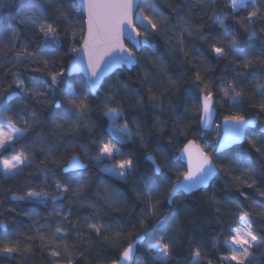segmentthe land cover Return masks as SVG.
<instances>
[{
    "label": "snow or ice",
    "instance_id": "snow-or-ice-1",
    "mask_svg": "<svg viewBox=\"0 0 264 264\" xmlns=\"http://www.w3.org/2000/svg\"><path fill=\"white\" fill-rule=\"evenodd\" d=\"M207 52L235 76L210 79ZM81 71L86 80L71 75ZM109 73L119 78L105 85ZM253 162H264V0H0V179L43 177L8 200L60 204L44 218L8 208L30 224L13 231L0 219V259L39 250L47 264H77L106 247L118 255L94 264H137L147 241L143 264H172L191 220L181 198L214 189L215 255L193 233L176 264H255L264 166L254 175ZM124 203L140 211L110 215ZM74 208L91 212L74 220Z\"/></svg>",
    "mask_w": 264,
    "mask_h": 264
},
{
    "label": "trees",
    "instance_id": "trees-1",
    "mask_svg": "<svg viewBox=\"0 0 264 264\" xmlns=\"http://www.w3.org/2000/svg\"><path fill=\"white\" fill-rule=\"evenodd\" d=\"M163 7V5H161ZM176 6V5H174ZM170 11L169 9L165 8V12ZM187 10L185 9V12ZM15 14V10L13 9L10 12L6 13V16L10 18ZM198 19V17L196 18ZM13 24H15V21H11ZM215 27H218L215 26ZM256 30V29H253ZM207 35V33H205ZM186 35V34H185ZM32 36L31 32H28L27 30L24 31V37L25 38H30ZM187 39L191 40V38L186 37ZM164 41H160V45H163ZM194 43L197 46L203 47L206 51L208 48V45L202 44L201 41L195 40ZM258 44L259 41H256ZM66 50V49H65ZM158 51H164L159 45H158ZM70 58V57H69ZM66 58V59H69ZM66 63V61H65ZM172 64L178 63L177 61H172ZM227 61L226 60H215L212 57L211 52H207V55L204 59V64L202 65L203 68H208L210 72L208 73L210 79H215L216 77H219L221 75H226L229 79H231L233 76H235V73L231 72L230 67H226ZM137 68H133L131 71L123 68L121 75L127 79L128 83L130 85H133L135 87H139V84L137 82ZM257 74H259L262 69H255L254 70ZM111 79L105 78V85L111 84L113 80H117L119 77L118 76H112L110 75ZM76 78H82L80 75H74ZM10 80V77H9ZM239 90V88H238ZM103 91V90H102ZM250 95V93H249ZM135 99V96L132 97ZM146 98V97H145ZM227 108V105L224 106ZM218 111L221 112V116L223 114V110L218 108ZM256 113L252 112V116H255ZM258 127L256 128V131H258ZM215 129V128H214ZM213 129V130H214ZM47 131V130H45ZM168 131V130H166ZM87 135V134H85ZM209 135H215V132L212 131L209 133ZM157 139H160L161 142H166L167 141V136L161 137L159 132H156ZM51 138V137H49ZM191 138V137H190ZM149 145L147 150L151 151L153 148H155L157 145L156 143L152 142V138L149 137ZM138 147V145H136ZM179 147L183 146V142L178 145ZM133 147V146H130ZM145 149L141 148L136 155L140 156L144 152ZM174 150V148H173ZM39 157V154H38ZM219 159V157H217ZM39 162V158L38 161ZM264 166V162L252 163V168L254 169V175H259L260 174V168ZM33 180V179H38L42 180L43 177H35V176H30V175H25L19 177L17 180L14 181H9L6 179H0V219H3L5 221L11 222V225H15V228L12 229L13 231H20L24 232L29 228L30 221H27L25 217L22 215H14V214H9L7 209L8 208H15L19 211H25L28 210L32 213L33 216H38L40 218H44L46 216H49L50 213H52L56 208H59L60 204L59 202H51L47 207L41 206V205H32L28 204L26 202H10L8 200V197L11 195V192L15 191L18 194H22V188H23V182L25 180ZM124 188H121V191H123ZM214 189H208L206 192L205 191H197L195 195L189 196L187 198H181L184 200L185 204H187L189 207L182 209L181 210V218L183 219L186 214L191 211V220H195L198 223L194 225L191 220L188 219H183V228L181 230L180 236H179V243L177 245V252L178 256L174 257L172 264H176V260H186L188 259V244L187 241L192 238L193 233L195 235L202 239L203 242L207 245L209 249V254L210 255H215V253L211 250V238L212 235L215 233V231L220 227L219 224L216 222V216L214 214V209L208 206V197L212 195ZM128 195H131V191L129 190ZM219 195V193H218ZM221 203H226V201H221ZM121 211L120 213H110L112 216H117V215H124V213H127V216L125 218L130 217L133 215L135 212H139L140 208L136 207L134 208V205L132 203H124L121 204L120 206ZM66 211V209H65ZM223 212V209H221ZM82 213V214H88L91 212L90 209H73V219L75 220L77 216L75 213ZM227 222V221H226ZM23 239V237H22ZM224 237L220 238V242H223ZM37 243H39V240L37 239ZM147 248V241H145L141 246H140V253L141 255H138L137 257V264H143L144 262V256L143 252ZM222 251H226L222 249ZM260 255H258L255 264H264V248L258 250ZM118 255V253L113 254L110 252L106 247L103 249H93L90 253H88V256L91 257L90 260L82 258L77 261V264H94V261L96 260L97 257H99L101 260H103L105 257H107L108 260L114 259ZM49 257L47 256L46 252H40L39 250H36L31 256L24 258V259H16V260H8V259H0V264H47ZM147 264H151L150 261L147 262ZM215 264V262H214Z\"/></svg>",
    "mask_w": 264,
    "mask_h": 264
},
{
    "label": "water",
    "instance_id": "water-1",
    "mask_svg": "<svg viewBox=\"0 0 264 264\" xmlns=\"http://www.w3.org/2000/svg\"><path fill=\"white\" fill-rule=\"evenodd\" d=\"M124 68L127 69L126 66H125ZM127 70H128V69H127ZM71 75H73V76H74V75H80L83 79H85V80L87 79V77L85 76V74H84L82 71L79 72V73H73V74H71ZM108 75L110 76L111 73H109ZM106 78H107V77H106ZM214 121H215V120H214ZM214 121L211 122V127H213V125H214ZM219 123H220V120H219ZM258 131H259V127H258ZM182 147H183V146H182Z\"/></svg>",
    "mask_w": 264,
    "mask_h": 264
},
{
    "label": "rangeland",
    "instance_id": "rangeland-1",
    "mask_svg": "<svg viewBox=\"0 0 264 264\" xmlns=\"http://www.w3.org/2000/svg\"><path fill=\"white\" fill-rule=\"evenodd\" d=\"M218 123H219V119L215 120L212 129H214L216 127V124H218Z\"/></svg>",
    "mask_w": 264,
    "mask_h": 264
}]
</instances>
